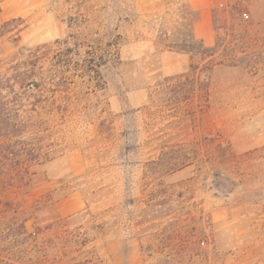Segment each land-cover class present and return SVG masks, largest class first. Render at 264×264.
Returning <instances> with one entry per match:
<instances>
[{
    "label": "rangeland",
    "instance_id": "obj_1",
    "mask_svg": "<svg viewBox=\"0 0 264 264\" xmlns=\"http://www.w3.org/2000/svg\"><path fill=\"white\" fill-rule=\"evenodd\" d=\"M6 105L0 264H264V0H0Z\"/></svg>",
    "mask_w": 264,
    "mask_h": 264
},
{
    "label": "trees",
    "instance_id": "obj_2",
    "mask_svg": "<svg viewBox=\"0 0 264 264\" xmlns=\"http://www.w3.org/2000/svg\"><path fill=\"white\" fill-rule=\"evenodd\" d=\"M197 17L195 15L196 20ZM191 38L194 37L191 35ZM31 56V54L29 55ZM30 58V57H29ZM34 69L26 64L18 66V76L28 88L33 87L35 90L39 88L38 82L34 81ZM59 85V84H58ZM5 103H3V106ZM7 108L4 107L0 114V204L4 205L6 202L3 198L10 190H17L26 188L31 183L30 176L34 174L30 169L38 164V161L45 155L44 139L42 137L24 138L25 129L28 126V116H21L20 114H11ZM8 203V202H7ZM10 209L9 204L6 205L5 210ZM15 218L9 219L10 224H14ZM12 227L7 226L3 236L10 240H24L30 238V234L26 231L25 220H22L16 225L14 231ZM11 231V232H10ZM14 232L16 234H14Z\"/></svg>",
    "mask_w": 264,
    "mask_h": 264
}]
</instances>
